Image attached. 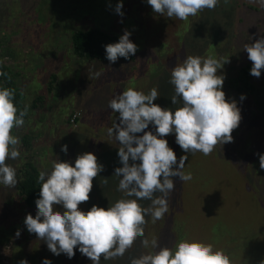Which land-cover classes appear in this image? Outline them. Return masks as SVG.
<instances>
[{
    "label": "rangeland",
    "instance_id": "1",
    "mask_svg": "<svg viewBox=\"0 0 264 264\" xmlns=\"http://www.w3.org/2000/svg\"><path fill=\"white\" fill-rule=\"evenodd\" d=\"M116 3L117 0H0L3 49L4 44L9 50L26 48L37 75L31 78L28 69L25 80L39 95V113V106L57 101L51 111L58 116L64 114L66 119L42 126L41 136L33 137L34 143L23 142V132L17 133L14 128L12 134L22 142L17 146L21 157L6 163L16 168L19 180L27 162H33L39 172L50 171L53 160L74 161L78 154L92 152L105 167L93 179L90 200L80 207L88 210L96 204L106 208L109 202L124 197L117 190L120 178L113 175L114 169L122 165L117 155L120 145L107 134V128L116 120V113L108 108L109 101L128 87L146 94L156 87L161 97L155 103L179 107L170 100L174 94L169 83L171 68L186 56L229 58L218 74L226 75V98L236 99L241 108V122L232 132L234 142L218 144L207 156L199 151L189 154L184 172H190L192 180L175 181L169 211L162 220L152 223L146 216L145 237L149 241L155 237L161 247L169 248L180 240H198L212 244L214 250H223L231 264H261L264 169L256 153H264V70L260 78H252L249 91L238 93L227 82L237 77L243 66L253 63L244 45L264 36V5L257 0H230L227 4L221 0L214 9H203L184 21L154 13L145 0H124L125 15L121 18L113 10ZM90 28L116 35H122L125 29L132 32L130 39L138 45L136 60L125 62L119 58L110 63L78 58L72 34ZM48 73L51 82H47ZM242 93L247 98L240 101ZM75 112L81 113L80 119L69 122ZM33 122L41 126L42 121ZM31 131L33 127L26 130L27 136ZM167 139L179 159L183 152L175 144V136ZM62 144L69 146L67 155L61 152ZM140 203L149 207L151 201ZM28 213L35 216L36 209L18 198L16 186L0 185V264H19L23 258L30 264H41L44 257L53 264H92L78 250L73 259L64 254L54 256L43 240L27 231L24 218ZM18 229L21 235L16 238ZM152 250L144 248L138 238L123 257H102L101 264H130L133 257Z\"/></svg>",
    "mask_w": 264,
    "mask_h": 264
},
{
    "label": "clouds",
    "instance_id": "2",
    "mask_svg": "<svg viewBox=\"0 0 264 264\" xmlns=\"http://www.w3.org/2000/svg\"><path fill=\"white\" fill-rule=\"evenodd\" d=\"M145 2L156 14L186 21L203 9H214L221 0ZM223 2L227 4L230 0ZM257 2L264 5V0ZM123 7L124 0H117L113 9L121 18L125 15ZM131 35L125 29L117 42L104 45L110 63L136 54L138 45L130 39ZM244 51L253 62L250 75L260 78L264 70V36L245 44ZM229 62V58L186 56L182 63L171 68L169 83L174 94L170 100L179 107L155 103L161 97L156 87L147 94L133 87L116 94L108 103V108L116 113V120L107 128V134L120 145L117 155L122 166L116 167L113 175L120 178L117 190L124 197L109 202L106 208L93 204L88 210L81 209L80 205L90 200L93 179L105 166L92 152L80 153L74 161L53 160L51 170H42L38 175L41 186L35 199V216L28 213L24 218L29 234L43 240L54 256L64 254L73 259L78 250L92 264H101L102 257L103 260L123 257L138 238L144 248L153 250L133 257L130 264H231L230 257L223 250H214L210 243L180 240L171 248L161 247L157 238L149 241L145 237L144 229L146 216L155 223L168 213L175 181L192 180V174L184 172L189 154L199 151L207 156L218 144L234 142L232 132L241 122V108L236 99L226 98L223 90L226 75L218 74ZM100 75L96 73L97 77ZM14 96L12 89L0 87V185L7 187L19 183L16 168L6 161L21 157L17 146L22 142L12 130L24 125L28 108L26 105L25 109H18ZM246 98V94L240 95V101ZM170 135L175 136V144L183 152L179 159L169 145ZM68 147L62 144L61 152L67 155ZM256 155L260 168L264 169V153ZM104 183L107 184V178ZM143 200L151 201L150 206L143 207L140 203ZM20 235L18 229L15 236ZM19 264L30 262L23 258ZM41 264L53 262L44 257Z\"/></svg>",
    "mask_w": 264,
    "mask_h": 264
},
{
    "label": "trees",
    "instance_id": "3",
    "mask_svg": "<svg viewBox=\"0 0 264 264\" xmlns=\"http://www.w3.org/2000/svg\"><path fill=\"white\" fill-rule=\"evenodd\" d=\"M120 35L110 34L100 28L78 29L72 34V44L75 55L81 59L91 61L109 62L105 56L104 45L118 41ZM2 40L0 38V87H4V79L9 75V69L4 64L1 58ZM125 62H134L136 54L130 59L120 58ZM252 63L243 66L237 77L228 80V85L241 93L252 88L251 80L254 76L250 75V68ZM10 88V84L8 85ZM71 122V121H69ZM24 170L21 171V178L19 173V183L16 185L17 196L29 208L36 209L35 199L39 196V187L41 182L38 180L39 170L33 162H27Z\"/></svg>",
    "mask_w": 264,
    "mask_h": 264
},
{
    "label": "crops",
    "instance_id": "4",
    "mask_svg": "<svg viewBox=\"0 0 264 264\" xmlns=\"http://www.w3.org/2000/svg\"><path fill=\"white\" fill-rule=\"evenodd\" d=\"M27 50L26 48H22L20 50L15 49H7V45L4 44L1 48V58L4 62V64L8 67L9 75L4 79V87L8 88V85L10 84V89H12L15 93L14 96V103L16 107L20 110L25 109V106L27 105V114L24 117L25 123L22 127H19L16 129L17 133L24 134L22 141L23 142H36V140L33 138L35 136L39 137L41 136V127L45 125H53L54 123L52 121H65V115L62 114V116L56 115L57 112H52L51 110L53 108L57 107V101L54 102V104H49L44 107L39 106V109L41 113H39V110L37 108V100L39 98V95H37V91L35 92V89L33 91L32 87L28 85V82L25 80L27 78V74L30 70L31 72V78L35 75L34 66L35 62L30 61L27 57ZM29 69V70H28ZM32 70V71H31ZM15 73H18L17 76ZM48 77L47 82L52 81V76L48 73L45 75ZM37 110V111H36ZM74 112V111H73ZM43 113V114H42ZM71 115V114H70ZM59 118H58V117ZM54 118V119H53ZM36 121H42L41 126L37 125L35 126L34 122ZM33 127V131L30 132V137L28 133L26 134V130ZM27 128V129H26ZM37 128V129H36ZM28 132V131H27ZM26 137H28L26 139ZM32 140V141H31Z\"/></svg>",
    "mask_w": 264,
    "mask_h": 264
},
{
    "label": "built area",
    "instance_id": "5",
    "mask_svg": "<svg viewBox=\"0 0 264 264\" xmlns=\"http://www.w3.org/2000/svg\"><path fill=\"white\" fill-rule=\"evenodd\" d=\"M81 113L80 112H76L72 115L71 117V122H76L78 120V118L80 117Z\"/></svg>",
    "mask_w": 264,
    "mask_h": 264
}]
</instances>
